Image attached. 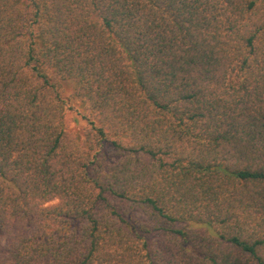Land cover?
Listing matches in <instances>:
<instances>
[{"label": "trees", "instance_id": "1", "mask_svg": "<svg viewBox=\"0 0 264 264\" xmlns=\"http://www.w3.org/2000/svg\"><path fill=\"white\" fill-rule=\"evenodd\" d=\"M0 264H264V0H0Z\"/></svg>", "mask_w": 264, "mask_h": 264}]
</instances>
